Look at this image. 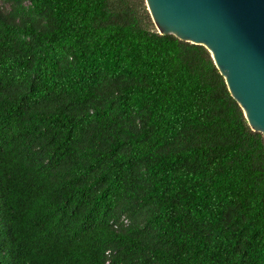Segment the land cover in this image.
<instances>
[{
  "label": "trees",
  "instance_id": "trees-1",
  "mask_svg": "<svg viewBox=\"0 0 264 264\" xmlns=\"http://www.w3.org/2000/svg\"><path fill=\"white\" fill-rule=\"evenodd\" d=\"M0 264H264V133L146 0H0Z\"/></svg>",
  "mask_w": 264,
  "mask_h": 264
},
{
  "label": "water",
  "instance_id": "water-1",
  "mask_svg": "<svg viewBox=\"0 0 264 264\" xmlns=\"http://www.w3.org/2000/svg\"><path fill=\"white\" fill-rule=\"evenodd\" d=\"M161 34L205 45L254 130L264 133V0H146Z\"/></svg>",
  "mask_w": 264,
  "mask_h": 264
}]
</instances>
